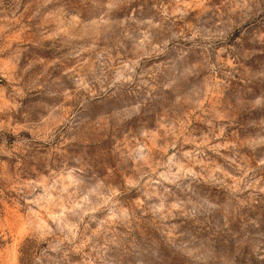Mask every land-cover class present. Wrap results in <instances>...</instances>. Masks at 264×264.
I'll return each instance as SVG.
<instances>
[{
	"label": "rangeland",
	"instance_id": "1",
	"mask_svg": "<svg viewBox=\"0 0 264 264\" xmlns=\"http://www.w3.org/2000/svg\"><path fill=\"white\" fill-rule=\"evenodd\" d=\"M249 9L0 0V264H264Z\"/></svg>",
	"mask_w": 264,
	"mask_h": 264
},
{
	"label": "clouds",
	"instance_id": "2",
	"mask_svg": "<svg viewBox=\"0 0 264 264\" xmlns=\"http://www.w3.org/2000/svg\"><path fill=\"white\" fill-rule=\"evenodd\" d=\"M253 9H249V12L252 16H261L264 13V0H252ZM264 18V17H262Z\"/></svg>",
	"mask_w": 264,
	"mask_h": 264
}]
</instances>
